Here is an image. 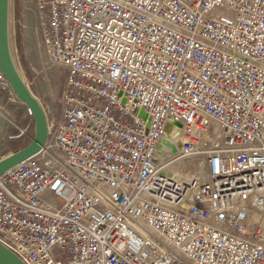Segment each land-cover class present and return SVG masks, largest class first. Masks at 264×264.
<instances>
[{"label": "built area", "instance_id": "built-area-1", "mask_svg": "<svg viewBox=\"0 0 264 264\" xmlns=\"http://www.w3.org/2000/svg\"><path fill=\"white\" fill-rule=\"evenodd\" d=\"M34 2L63 110L0 176V244L24 264H264V0ZM188 160L200 181L173 171Z\"/></svg>", "mask_w": 264, "mask_h": 264}, {"label": "rangeland", "instance_id": "rangeland-1", "mask_svg": "<svg viewBox=\"0 0 264 264\" xmlns=\"http://www.w3.org/2000/svg\"><path fill=\"white\" fill-rule=\"evenodd\" d=\"M9 32L16 67L33 96L41 104L48 124L60 119L63 110L64 69L50 66L43 54L34 0H10ZM33 122L28 110L0 84V159L26 146L32 139ZM192 181L201 178V165L188 160L176 170Z\"/></svg>", "mask_w": 264, "mask_h": 264}, {"label": "water", "instance_id": "water-1", "mask_svg": "<svg viewBox=\"0 0 264 264\" xmlns=\"http://www.w3.org/2000/svg\"><path fill=\"white\" fill-rule=\"evenodd\" d=\"M9 10L10 0H0V73L4 76L15 98L29 111L34 134L29 144L24 148L0 159V176L37 155L45 146L48 138V122L45 112L25 84L12 56ZM0 264L24 263L0 244Z\"/></svg>", "mask_w": 264, "mask_h": 264}, {"label": "trees", "instance_id": "trees-1", "mask_svg": "<svg viewBox=\"0 0 264 264\" xmlns=\"http://www.w3.org/2000/svg\"><path fill=\"white\" fill-rule=\"evenodd\" d=\"M34 132V131H33ZM34 134V133H33ZM32 137H33V135H32ZM29 144V143H28ZM27 144V145H28ZM25 147V146H24ZM24 147H22V148H24ZM22 148H20V149H22ZM20 149H17V150H14V152H16V151H18V150H20Z\"/></svg>", "mask_w": 264, "mask_h": 264}, {"label": "crops", "instance_id": "crops-1", "mask_svg": "<svg viewBox=\"0 0 264 264\" xmlns=\"http://www.w3.org/2000/svg\"><path fill=\"white\" fill-rule=\"evenodd\" d=\"M10 153H13V151H11Z\"/></svg>", "mask_w": 264, "mask_h": 264}]
</instances>
